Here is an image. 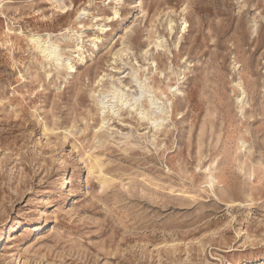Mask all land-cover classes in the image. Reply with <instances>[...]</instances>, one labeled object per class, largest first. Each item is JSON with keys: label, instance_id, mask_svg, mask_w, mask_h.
Segmentation results:
<instances>
[{"label": "rangeland", "instance_id": "1", "mask_svg": "<svg viewBox=\"0 0 264 264\" xmlns=\"http://www.w3.org/2000/svg\"><path fill=\"white\" fill-rule=\"evenodd\" d=\"M0 264H264V0H0Z\"/></svg>", "mask_w": 264, "mask_h": 264}, {"label": "bare ground", "instance_id": "2", "mask_svg": "<svg viewBox=\"0 0 264 264\" xmlns=\"http://www.w3.org/2000/svg\"><path fill=\"white\" fill-rule=\"evenodd\" d=\"M116 1H118V0H116ZM54 2L60 4L61 0H54ZM63 6H65V5H63ZM83 14L84 13L82 12L81 15H83ZM114 15L116 17L117 16V12H114ZM183 25L185 26L184 22H183ZM168 27H170V24H169ZM184 28L185 27H183V29ZM66 33H68V32H66ZM74 34H76V33H74ZM30 42L32 44H34L35 49L43 56V58H45V60L51 62V64L53 62L55 65H59L60 66L64 60L69 62L68 58H62L61 57V55L59 53L58 46L55 45V43L50 41L49 35L47 36L46 39H41L40 37L32 35L31 38H30ZM76 42L77 43H76L75 47L78 49V52H80L81 51V48H80L81 41H80V37L79 36L76 39ZM157 43H158V41H157ZM68 53L70 54V52H68ZM76 53H77V51H76ZM117 57H119V56H117ZM78 58L82 61V59L84 57L82 58L81 56L78 55ZM66 64H69V63H66ZM73 68H74L73 65L69 66L70 70H72ZM135 82H137V81H135ZM137 86H138V89H139L138 96H130L129 97L128 95H126L122 91L116 89L114 86L113 87L110 86L111 90L109 89V92L108 93L106 92L107 93L106 95H101V98L98 100L99 107H100V110H101L100 115L102 116V119H101L102 123H101V126H100L101 130L107 124L106 120L103 119L106 114H109L111 116L112 115H119V112L121 110H123L124 108H126V110H128V111H135L137 113L138 117L141 120H145L146 122L148 121L150 126H152L153 129L157 130L158 128H160L161 126L164 125V123L167 120L166 116L169 114V111H170V108H171V103L169 101L160 102L158 99H156L153 96L152 92L148 89L147 85L138 82ZM173 91L176 92L177 89H174ZM178 92H180V91H178ZM162 97H164V96H162ZM142 99H145L147 101L148 109H144L142 107V105H141V100Z\"/></svg>", "mask_w": 264, "mask_h": 264}]
</instances>
